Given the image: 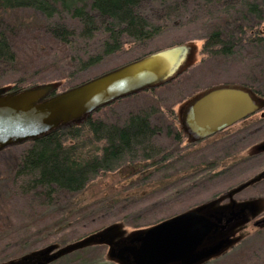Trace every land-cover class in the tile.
<instances>
[{"label":"rangeland","instance_id":"obj_1","mask_svg":"<svg viewBox=\"0 0 264 264\" xmlns=\"http://www.w3.org/2000/svg\"><path fill=\"white\" fill-rule=\"evenodd\" d=\"M184 3L185 11L179 17L165 20L158 18L156 3L145 4L142 7L143 13L164 27L158 36L143 44L128 42L119 52L105 57L85 72L60 79H54V74L61 72V69H58L59 64L65 60L61 59L62 55L57 53L54 59L51 58L52 50L35 53L31 45L34 48L41 46L36 41L13 42L18 52V66L13 73L0 75V87L10 84L13 89V83L9 81H14L16 85L21 86L19 88L58 82L56 92L149 52L176 44L193 43L196 48L192 63L175 78L154 88L117 99L100 107L90 116L108 123H122L129 112L154 107L156 113L151 117V122L161 128V134L154 142L162 152L171 156L163 163L172 166L174 160L181 157L177 164L187 168L186 163L189 162V170H192L195 177L186 182L184 179L191 176L190 173L186 174L188 170L185 168L180 170L178 175L172 174L169 178L159 177L140 183L139 189L134 190L146 174L138 172L139 165L123 166L113 172L101 174L81 193L63 198L61 195L57 204L44 207L37 199H21L11 195L8 182L11 165L29 142L9 146L0 151V264L32 255L49 245L55 246L51 252L53 253L59 245L75 241L74 237H90L97 234H102L103 241L86 243L81 250L75 249L47 264H123L109 256L110 246L106 241L126 240L161 218L195 210L203 204L208 205L202 211L205 215L215 210H229L231 198L235 199L237 205L253 202V219L264 218V151L256 149L264 142V107L198 143L192 142L195 144L190 147L185 133H180L182 140L179 145L174 144L172 137L166 134L168 128H178L176 118L181 104L208 87L238 84L249 88L250 86L244 84H248L249 76L261 83V87L256 86L255 89H263L264 86L262 70L247 72L241 64H233L232 67V64L208 58L202 52L207 28L215 23L213 17L216 19V16L212 14L213 17L207 18L209 23L202 24L201 21L207 22L204 17L209 7L202 6L199 0H185ZM254 31H261L264 36V21L254 27ZM97 43L96 40L92 42V48L97 46ZM245 52L246 50L242 54ZM250 89L254 91L253 88ZM260 95L258 96L264 98L263 93ZM133 170H137V173L129 175ZM131 184L136 186L132 187ZM121 189L127 190L116 195ZM109 193L115 194V201L118 202L116 207L109 211L110 215H107L106 211L97 214L95 209H87L89 203ZM121 204L123 206L120 210L118 207ZM106 221L107 223H104ZM104 225L107 226L97 230ZM95 230L97 231L93 233ZM223 237L232 240L230 245L197 264H264V224L261 228H256L232 223L220 238ZM210 242L208 240L207 244Z\"/></svg>","mask_w":264,"mask_h":264},{"label":"trees","instance_id":"obj_2","mask_svg":"<svg viewBox=\"0 0 264 264\" xmlns=\"http://www.w3.org/2000/svg\"><path fill=\"white\" fill-rule=\"evenodd\" d=\"M184 1L0 0V75L13 73L18 66V52L13 45L15 40L39 42L41 46L36 48L31 45L38 54L52 50L51 58L55 59L57 53L62 55L61 59L65 60L59 64L61 72H55L54 79L85 72L105 57L119 52L124 44H143L163 31L161 23L143 13L142 7L145 4L156 3L158 18L165 20L181 15L185 11ZM199 2L202 6L209 7L204 20L207 21L212 14L216 16V19L212 16L215 23L210 29L207 28L202 52L208 58L230 63L232 67L233 64H241L247 72H264V36L261 31H254V27L264 21V0ZM201 23L207 24L209 21ZM95 40L98 42L97 46L92 48L91 44ZM41 42L47 44L43 45ZM247 78L248 84L244 83L245 85L253 88V92L258 95L264 94V86L263 89H258L261 87L260 81L253 76ZM9 83H13V89L21 87L14 81ZM155 113L152 106L129 112L122 123H108L88 116L30 141L11 165L8 179L11 195L21 199H37L41 206L49 207L57 204L61 195L63 198L81 193L101 174L113 172L123 166L139 165L138 172L146 174L134 190L139 189L140 183L147 180L178 175L180 170L186 168L177 164L181 157L178 160L176 158L172 166H168L163 162L171 157L170 154L162 152L154 142L161 134V128L151 122ZM174 128L175 130L168 128L166 134L172 137L174 144L179 145L182 130L179 126ZM186 165V174L190 173L191 176L184 179L187 182L195 174L189 170L191 164L187 162ZM129 173L134 175L137 170ZM126 190L121 189L116 195ZM110 194L89 203L87 209H95L97 214L106 211L110 215L109 211L118 204L115 194ZM122 206L123 204L118 209L121 210ZM170 217L172 215L151 225ZM1 225L2 222L0 227ZM86 238L88 237H74L75 241L58 247L79 244L76 250H81L84 245L80 243Z\"/></svg>","mask_w":264,"mask_h":264},{"label":"water","instance_id":"obj_3","mask_svg":"<svg viewBox=\"0 0 264 264\" xmlns=\"http://www.w3.org/2000/svg\"><path fill=\"white\" fill-rule=\"evenodd\" d=\"M195 48L193 43L187 42L155 50L60 92H56L58 82L19 89L0 87V151L34 141L62 126L83 120L117 99L172 80L192 63ZM263 107L264 98L250 88L218 84L192 95L181 104L177 114L188 140L196 142ZM256 149L264 151V142ZM207 206L203 204L195 210L164 219L126 240L106 241L110 246L109 256L123 264H197L218 254L232 240L223 237L209 245L207 241L218 227L225 229L234 214L228 211L231 216L219 225L226 210L202 214ZM102 238V234L91 235L80 244L103 241ZM78 245L57 247L53 253L55 246L49 245L6 264H47L75 250Z\"/></svg>","mask_w":264,"mask_h":264},{"label":"flooded vegetation","instance_id":"obj_4","mask_svg":"<svg viewBox=\"0 0 264 264\" xmlns=\"http://www.w3.org/2000/svg\"><path fill=\"white\" fill-rule=\"evenodd\" d=\"M246 118H244V119H246ZM244 119H242V120H244ZM242 120H240V121H242ZM176 121H177L179 127L181 128L182 132L184 133V131H183L182 127H181V124L179 122L178 115H177ZM240 121H238V122H240ZM185 135H186V140H187L188 146L194 145L195 143H192V142H190L188 140L189 139L188 134H185ZM200 141H202V140H200ZM197 143H198V141H197ZM237 202H239V201H237ZM235 203H236L235 199L231 198L230 205H229V210L225 209L226 212H224V216L221 218L222 221L219 222L218 224L219 225L224 224V222L227 219V217L231 216L230 213L234 214V218L232 219V222H230L227 225V227L225 229H223V230H221L220 227H218L216 229V231L213 234H211L210 239H209L211 241L210 243L214 242L216 239H219L221 237L220 234H223L226 231V229L228 228V226H230L232 223H240L243 226H247V227H248V225H251L252 227L261 228L262 219L261 220L253 219V211H251V208L253 206V202H249V203L246 202L243 205H237ZM240 203H242V202H240ZM232 205H233V207H232ZM241 208H244V210L240 211Z\"/></svg>","mask_w":264,"mask_h":264}]
</instances>
